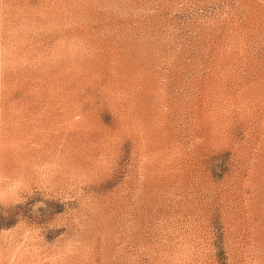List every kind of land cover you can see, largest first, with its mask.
Instances as JSON below:
<instances>
[{
	"label": "rangeland",
	"instance_id": "rangeland-1",
	"mask_svg": "<svg viewBox=\"0 0 264 264\" xmlns=\"http://www.w3.org/2000/svg\"><path fill=\"white\" fill-rule=\"evenodd\" d=\"M16 168L0 264H264V0H0Z\"/></svg>",
	"mask_w": 264,
	"mask_h": 264
},
{
	"label": "clouds",
	"instance_id": "clouds-1",
	"mask_svg": "<svg viewBox=\"0 0 264 264\" xmlns=\"http://www.w3.org/2000/svg\"><path fill=\"white\" fill-rule=\"evenodd\" d=\"M37 192L43 196L44 200L51 198L47 187L37 182L27 170L23 168L7 171L0 169V208L8 209L25 204ZM45 206L43 200L38 201L32 206V212L38 215V210Z\"/></svg>",
	"mask_w": 264,
	"mask_h": 264
}]
</instances>
